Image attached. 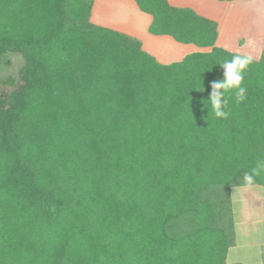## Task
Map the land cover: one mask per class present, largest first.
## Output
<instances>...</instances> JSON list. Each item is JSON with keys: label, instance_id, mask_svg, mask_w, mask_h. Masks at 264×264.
<instances>
[{"label": "trees", "instance_id": "trees-1", "mask_svg": "<svg viewBox=\"0 0 264 264\" xmlns=\"http://www.w3.org/2000/svg\"><path fill=\"white\" fill-rule=\"evenodd\" d=\"M134 2L151 35L205 50L161 64L91 23L92 0H0V64L23 60L0 92V264H227L230 190L264 159V44L217 119L210 85L237 54L217 22Z\"/></svg>", "mask_w": 264, "mask_h": 264}, {"label": "rangeland", "instance_id": "rangeland-1", "mask_svg": "<svg viewBox=\"0 0 264 264\" xmlns=\"http://www.w3.org/2000/svg\"><path fill=\"white\" fill-rule=\"evenodd\" d=\"M96 10L104 17L119 25H137L136 36H131L142 43V49L155 55L161 64L180 61L188 53L204 51L192 44L184 45L170 37L158 39L145 28L147 15L139 13L132 0H94ZM174 3V2H172ZM180 7L194 9H212L218 17V39L216 46L237 54H248L258 59L264 42V21L251 20V16L236 10L222 12L226 5L217 0H178ZM132 4V5H130ZM133 6V7H132ZM192 8V9H193ZM219 11V12H218ZM264 19V18H263ZM94 21V20H93ZM258 25V26H256ZM119 28L117 25L114 26ZM252 45L248 46V42ZM23 60L19 55H8V62L0 64V92L8 93L13 87L6 83L12 80L14 86L19 83V70ZM235 224V244L228 250L226 263L262 264L264 251V188L254 185L251 189L235 187L230 190Z\"/></svg>", "mask_w": 264, "mask_h": 264}, {"label": "clouds", "instance_id": "clouds-1", "mask_svg": "<svg viewBox=\"0 0 264 264\" xmlns=\"http://www.w3.org/2000/svg\"><path fill=\"white\" fill-rule=\"evenodd\" d=\"M251 45L252 41H249L248 46ZM252 63L253 57L248 54H235L231 59L218 63L223 69V78L211 83V92L206 100V108L211 111L214 118L227 119L230 116L228 109L230 95L234 96L237 104L247 99V88L243 82ZM201 89L203 91L202 87ZM262 173H264V159L259 160L251 172H245L241 185L251 189L256 183V178Z\"/></svg>", "mask_w": 264, "mask_h": 264}, {"label": "crops", "instance_id": "crops-1", "mask_svg": "<svg viewBox=\"0 0 264 264\" xmlns=\"http://www.w3.org/2000/svg\"><path fill=\"white\" fill-rule=\"evenodd\" d=\"M92 1H93V4H92L91 12H90V22L91 23L98 25V26H101V27H105V28H109V29L121 32V33L126 34L130 37L136 36L135 35L136 34V28L135 27H137V25H135L133 23V24L127 25V26L120 25V27H119V25L116 24L115 22H113L112 19L106 18L107 16L104 17L103 14L100 13V11L96 10L95 1L94 0H92ZM125 1L128 2V0H125ZM132 1L134 2V0H132ZM167 1L171 6L180 7L177 3L178 0H167ZM172 2H174V3H172ZM217 2L222 4V5L227 6V8H224V10H222L223 13L226 12V10H228V9H233V10H236V11L242 13V14L246 13L247 16L250 15L251 16L250 18L254 23H255V18H257L256 21H258V20L261 22L264 21V19H263L264 18V0H236V1H230V2H220V1H217ZM128 3H130V2H128ZM130 5H132V4H130ZM135 6H136V4H135ZM180 8H182V7H180ZM192 8L193 7H191L190 9H192ZM192 10H194L200 16H203L207 19L216 21L218 24V28H219L218 17L216 15H214V11L212 9L208 8V9H204V11H203V8H202V10L200 11V9L198 10V9L193 8ZM138 11H139V9H138ZM139 13H142V12L139 11ZM142 14H144V13H142ZM145 15H147V14H145ZM147 16L149 18H145V21H146L145 28H147V31H148V27L151 23V17L149 15H147ZM116 25L119 28L114 27ZM256 26H258V25H256ZM152 36H154V35H152ZM154 37H157L158 39H165V37H168V36H154ZM217 39H218V37H217ZM263 44H264V42H263ZM263 44H262V47H263ZM141 46H142V43H141ZM262 47H261V50H262ZM151 56H153L156 59V61H158V59L156 58L155 55H151Z\"/></svg>", "mask_w": 264, "mask_h": 264}]
</instances>
